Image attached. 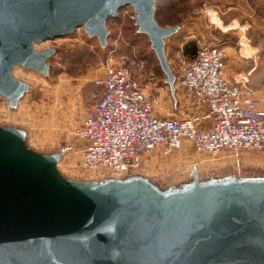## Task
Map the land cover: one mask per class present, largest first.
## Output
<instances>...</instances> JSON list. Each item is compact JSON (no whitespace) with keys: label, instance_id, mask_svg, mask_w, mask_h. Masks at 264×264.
<instances>
[{"label":"water","instance_id":"95a60500","mask_svg":"<svg viewBox=\"0 0 264 264\" xmlns=\"http://www.w3.org/2000/svg\"><path fill=\"white\" fill-rule=\"evenodd\" d=\"M126 7L176 102L165 47L183 24L161 25L156 0H0V95L9 108L30 86L14 75L15 65L48 73L56 46L35 44L83 28L107 47L106 21ZM27 133L0 124V264H264V171L243 170L264 160L189 156L154 172L180 174L188 163L185 176L162 183L141 164L63 169L76 146L40 151ZM214 169L229 170L202 174Z\"/></svg>","mask_w":264,"mask_h":264},{"label":"rangeland","instance_id":"374dc122","mask_svg":"<svg viewBox=\"0 0 264 264\" xmlns=\"http://www.w3.org/2000/svg\"><path fill=\"white\" fill-rule=\"evenodd\" d=\"M130 11V7H126L119 11L118 16L106 21L111 32L110 40L117 39V47H94L95 39L88 38L83 28L70 35L35 44L37 48L56 46L55 53L48 59V73L44 75L22 65L13 67L14 75L28 81L30 86L14 109H10L7 100L0 95V124L26 128L27 142L40 151L58 149L63 143L76 146L77 149L65 158L62 168L84 171L78 165L83 145H80L81 138L75 134V128L94 101L95 94L101 91V86L93 79L104 76L103 67L110 55L113 58L126 56V65L138 75L152 98L154 113L161 115L176 110L175 106L185 101L184 93L175 82L176 102L173 100L156 54L147 36L137 32L128 16ZM155 18L161 25L183 24L182 31L169 37L165 47L174 73L178 58L187 56L183 52L186 42L195 46L188 47L191 53L201 44L221 42L225 38L234 46L241 41L246 47H224L226 68L235 79L247 76L250 85L264 101V0H240L236 4L216 0H156ZM189 156L216 158L181 149L174 155L149 160L141 166L148 176L165 183L185 176L190 168L188 163V168L180 174L159 175L154 172ZM243 158L264 160V151L244 152ZM98 170L109 169L84 172ZM228 170L224 169L225 172ZM243 170L247 173L263 172L264 163L246 165ZM224 171L204 170L202 174Z\"/></svg>","mask_w":264,"mask_h":264},{"label":"built area","instance_id":"2783aa9c","mask_svg":"<svg viewBox=\"0 0 264 264\" xmlns=\"http://www.w3.org/2000/svg\"><path fill=\"white\" fill-rule=\"evenodd\" d=\"M128 16L137 17L132 10ZM225 58L221 42L201 44L193 56H180L175 75L185 110L158 115L126 56L110 55L105 75L93 79L102 93L75 128L85 140L79 167L118 171L174 155L186 144L195 153L237 160L244 152L264 151L263 100L247 76H226Z\"/></svg>","mask_w":264,"mask_h":264},{"label":"crops","instance_id":"0c3cea01","mask_svg":"<svg viewBox=\"0 0 264 264\" xmlns=\"http://www.w3.org/2000/svg\"><path fill=\"white\" fill-rule=\"evenodd\" d=\"M240 0H228V3H231V4H236V3H238ZM241 1H243V0H241ZM163 26H172V25H163ZM181 31H182V29H181ZM189 34V33H188ZM190 37V36H189ZM191 38V37H190ZM107 41H108V44H107V47H117V39H115L114 38V40H110V37H108V39H107ZM222 42V47H244L245 45H243L242 44V42L241 41H239L238 42V44L236 45V46H234V45H232L231 44V41L230 40H228V38H225L224 40H222L221 41ZM181 44H184V43H181ZM96 46H99L98 45V43H97V41H95L94 40V47H96ZM246 47V46H245ZM248 47H259V46H257V45H254V46H252V45H248ZM187 56L188 57H191L190 55H188L187 54ZM193 56V55H192ZM105 70H104V68H103V71H102V73L105 75ZM225 73H226V76H229V77H232V79H235V77H233V76H231V73L228 71V69L226 68V64H225ZM103 76V75H102ZM96 77H101V75H99V76H96ZM101 89V91H100V93L99 94H95V98H97V97H99L100 95H101V93H102V88H100ZM170 95H171V93H170ZM95 98H94V100H95ZM173 101V100H172ZM262 104L264 105V101L262 102ZM184 107H186V102L185 101H180L179 102V104L178 105H176L175 106V109L176 110H173V112H171V113H166V114H161V115H173V114H178L179 112H181L183 109H184ZM86 112V111H85ZM185 144H186V142H184ZM184 149H186L187 151H190L191 152V150H190V148H189V146L186 144L185 145V148ZM242 157H243V155H242Z\"/></svg>","mask_w":264,"mask_h":264},{"label":"trees","instance_id":"16d2710c","mask_svg":"<svg viewBox=\"0 0 264 264\" xmlns=\"http://www.w3.org/2000/svg\"><path fill=\"white\" fill-rule=\"evenodd\" d=\"M190 45H193V44H191L190 42H186V43L183 45V52H184V54H188V55L192 56V55L195 54V52H196L197 49H195V51H192V52L190 53V52H189V49H188V47H189ZM192 47H195V46L193 45Z\"/></svg>","mask_w":264,"mask_h":264},{"label":"bare ground","instance_id":"6f19581e","mask_svg":"<svg viewBox=\"0 0 264 264\" xmlns=\"http://www.w3.org/2000/svg\"><path fill=\"white\" fill-rule=\"evenodd\" d=\"M217 158V157H216Z\"/></svg>","mask_w":264,"mask_h":264}]
</instances>
